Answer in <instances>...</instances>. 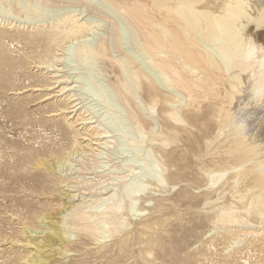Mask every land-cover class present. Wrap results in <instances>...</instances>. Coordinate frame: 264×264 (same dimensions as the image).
<instances>
[{
  "label": "rangeland",
  "instance_id": "obj_1",
  "mask_svg": "<svg viewBox=\"0 0 264 264\" xmlns=\"http://www.w3.org/2000/svg\"><path fill=\"white\" fill-rule=\"evenodd\" d=\"M258 1L247 0L250 12L264 7ZM66 16L86 28L69 36L57 30V40L44 45L37 30ZM123 17L107 0H0V51L6 57L0 64V168L17 161L22 168L11 173L25 174L0 175V264H24L32 251H49L51 264H264V215L246 210L251 192L244 191L247 179L240 173L256 161L264 171V83L256 86L255 75L243 73L230 103L218 94L190 104L150 64ZM253 26L247 23L244 32L264 48V25ZM221 45L216 38L205 43L216 54ZM100 49L105 54H95ZM134 68L150 76L153 90L137 81ZM62 86L67 91L59 94ZM67 102L78 109L61 113ZM223 111L226 121L218 123ZM79 115L94 126L91 132H105V144L90 150L95 145H86L84 137L91 136ZM233 136L255 147L243 166L227 151ZM48 150L63 156V163L53 172L30 168L25 155L38 152L49 160ZM101 172L112 177L99 186L122 198L124 224L96 219L95 234L87 235L73 224L70 207L82 204L94 216L103 210L102 201L83 189ZM44 213H54L52 220L71 236L66 253L38 246L50 219L45 226L29 219ZM22 221L33 245L25 243Z\"/></svg>",
  "mask_w": 264,
  "mask_h": 264
},
{
  "label": "bare ground",
  "instance_id": "obj_2",
  "mask_svg": "<svg viewBox=\"0 0 264 264\" xmlns=\"http://www.w3.org/2000/svg\"><path fill=\"white\" fill-rule=\"evenodd\" d=\"M250 1L248 0V2ZM107 2L115 7L118 10V13L121 12L124 19H127L130 29H133L137 42L141 46L140 48L145 52V56L147 55V60H149L150 64H153L158 71H161V73L164 74L166 83L169 85L171 83V85L175 86L174 88L183 91L190 104L197 102L199 99L215 98L218 94H225L222 102L230 103L235 95L234 93L238 91L237 89L241 84L240 77L243 73H248V75L252 73V75H255L253 78L254 81H252L257 84L256 86H258V84L261 86V84L264 83V48L261 44L252 40L248 35L249 33L244 32L247 23H252L255 27L264 25V7H259L252 13V11L250 12L251 9L247 0H107ZM252 4L253 3L251 2V5ZM85 28V23L75 20L73 16H66L48 29H38V39L44 45L49 46V44L57 40L59 35V31L57 30H66L65 36H69L77 35ZM2 33L3 32L0 31V40ZM114 35L116 37V32ZM215 38L219 39L222 44L220 47H217V51L219 49L218 54H216V52H210L205 46L207 41L215 40ZM0 47H3L1 41ZM95 54L103 55L105 54V50H97L95 51ZM5 60L6 57H4V53L0 51V64ZM132 73L139 83L146 82L149 85L148 87L150 91L154 89L151 78L146 72H140L134 68L132 69ZM2 74L3 76L5 75L4 73ZM56 82L64 83V81L61 80H55V83ZM47 85L50 84L47 83ZM65 90L67 91L66 86H62L57 92L63 94ZM258 91L255 92L257 93ZM259 92L261 94L262 91L260 90ZM126 97L124 96L125 104L128 103ZM67 98L69 99V95H67ZM70 99L72 100V98ZM76 106L77 103L70 105V102H67L65 106L61 108V113L70 114V112L78 109ZM16 111L19 112V109ZM171 114H173V112H171ZM66 118L67 117L65 116L64 121L67 122ZM226 118L227 111H223L221 115L218 116V123L225 122ZM79 119V123L85 126H83V130L86 131V133L90 132V138H86V136L84 137V140L88 141L86 145H95L90 146V150H95L97 147H101L102 144H105L104 139L107 137V135L104 134L105 132L96 129L91 132L89 128H93L94 126H87L91 122L82 116H80ZM137 119H139V117ZM68 124L71 125L70 122ZM80 136L81 135L78 137ZM254 149L255 147L251 143L233 136L230 140V145L227 151L233 155L237 164L243 166L245 162L251 160L256 154V150ZM47 153L50 157L52 156L49 160L41 158L42 153H27L25 156L29 157L27 163L30 168L45 169L53 172L55 164L61 165V163H63V156H54L55 152L52 150H48ZM258 163L261 162L256 161L255 163H251V170H245L241 167L242 169L240 173L247 179L244 184V191L251 192L246 210L257 215H264V171L255 168ZM18 167H20V165L17 161H4L2 168H0V175L14 179H17L18 177L25 178L24 173L20 175L11 173V171H15ZM108 175L109 174L105 172L95 174L99 179H95L96 182L93 184L87 183L86 187L83 188L85 194L90 195L94 199L98 198L100 202L102 201L103 206L105 207L101 212H95L94 216V213H91L90 210L82 204H72L70 207L69 215L71 216L73 224L84 231H88L87 235L95 234L94 231L97 230L95 229L96 226H91V223L93 224L96 219H106L109 224L117 223L122 225L123 223L120 221L123 209L122 198H119L120 195L119 197H116V189H114L115 193L113 191L112 194H109V191L107 190L108 187L99 186L100 184L107 182L108 179H111L110 177L112 176ZM208 177L210 180L209 184H213L215 182L213 181V175L209 174ZM101 178H104V180L100 181ZM235 182L237 183V181ZM140 191L141 189L136 192L139 193ZM135 195L136 194L133 196L131 194H126V196L130 197H135ZM85 202L86 201L83 203ZM54 213H44L41 216H35L33 214L29 219V222L33 225L45 226L43 222H45V219L48 220L47 218H49L50 220H48L47 225L49 231L42 234L43 236L41 237L42 239L40 238L41 240H39L40 242H38V246L42 249H44V247L57 246V249L60 252L66 253L68 251V237L70 239L71 236H67V233L62 226L55 221L56 219L52 220ZM90 226L91 231L88 229ZM28 228L29 226L27 223L23 222L21 231L22 235H24L23 237L27 241L25 243L31 245L32 243L30 242H32L33 238L28 239L27 237L30 236H25V233L28 232ZM32 231L35 232V230L31 229V232ZM39 232L40 231H38V234H40ZM32 252H34V254L23 257L24 264H51L54 260L49 254H47L49 251L46 254L35 253L37 251Z\"/></svg>",
  "mask_w": 264,
  "mask_h": 264
}]
</instances>
